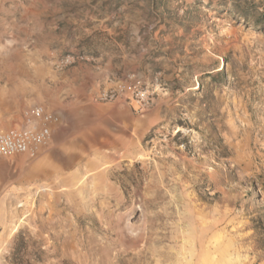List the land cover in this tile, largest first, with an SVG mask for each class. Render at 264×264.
I'll return each mask as SVG.
<instances>
[{"label":"rangeland","instance_id":"obj_1","mask_svg":"<svg viewBox=\"0 0 264 264\" xmlns=\"http://www.w3.org/2000/svg\"><path fill=\"white\" fill-rule=\"evenodd\" d=\"M130 76L120 146L0 157V264H264V0H0V130Z\"/></svg>","mask_w":264,"mask_h":264},{"label":"crops","instance_id":"obj_2","mask_svg":"<svg viewBox=\"0 0 264 264\" xmlns=\"http://www.w3.org/2000/svg\"><path fill=\"white\" fill-rule=\"evenodd\" d=\"M97 93L94 96L95 98ZM36 105L42 106L45 111L53 114L57 120L49 125L51 134L48 144L40 150L36 157H30L32 159L38 157L37 159L28 163H71L74 160L69 159L68 156L76 153L73 149L81 150L85 147L88 150L99 151L105 145L111 148L120 146L123 143L116 135L122 129L131 131L133 126L136 125V119L131 114L128 115L123 106H115L112 109L100 101L98 103L87 102L85 105L76 107L75 113L72 114V116H75L74 126L70 128H68V124L64 123L63 116L59 112L55 113L48 110L43 105H31L25 111ZM5 112H7L6 109ZM121 113L128 115L129 125L127 127L122 125L121 120H117ZM68 146H73V149L70 151ZM78 157L77 154L75 159ZM0 163H5V170H7L11 167V163H17V161L5 157V161L0 160ZM30 173L33 177L38 175L29 172V176Z\"/></svg>","mask_w":264,"mask_h":264},{"label":"built area","instance_id":"obj_3","mask_svg":"<svg viewBox=\"0 0 264 264\" xmlns=\"http://www.w3.org/2000/svg\"><path fill=\"white\" fill-rule=\"evenodd\" d=\"M84 59L83 55L69 53L61 57L59 64L70 65ZM96 99L101 102L124 99L133 103L136 108L143 109L148 106L149 93L142 87L140 81L130 76L124 82L100 89ZM24 119L23 126L0 131V157L16 154L36 157L40 150L48 144L51 134L49 125L57 120L56 117L45 111L42 106L36 105L25 111Z\"/></svg>","mask_w":264,"mask_h":264}]
</instances>
